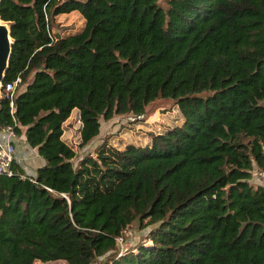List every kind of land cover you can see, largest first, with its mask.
<instances>
[{
	"label": "trees",
	"instance_id": "obj_1",
	"mask_svg": "<svg viewBox=\"0 0 264 264\" xmlns=\"http://www.w3.org/2000/svg\"><path fill=\"white\" fill-rule=\"evenodd\" d=\"M74 13L83 28L63 32ZM0 18L13 42L2 85L21 78L0 128L16 119L45 161L0 178V264H264V185L251 182L264 170V0H0ZM156 101L183 123L146 145L105 137L81 158L65 137L74 111L84 149L102 120ZM136 221L154 228L121 253Z\"/></svg>",
	"mask_w": 264,
	"mask_h": 264
},
{
	"label": "rangeland",
	"instance_id": "obj_2",
	"mask_svg": "<svg viewBox=\"0 0 264 264\" xmlns=\"http://www.w3.org/2000/svg\"><path fill=\"white\" fill-rule=\"evenodd\" d=\"M59 23L62 25V30L65 33H75L80 31L85 21L83 17L74 13L68 16H61ZM3 96L2 92L0 98ZM137 117L134 115L117 116L110 122L102 120L101 135L90 143L86 148L81 149L79 147V129L81 123H79L78 112L72 113L70 123H72V131H70V137L67 136L69 141H73L76 145L78 156L83 158L88 154H94L95 149L103 142L105 137L110 138V143L117 146L123 143H132L138 145H146L149 142L150 135L157 133L163 127H174L183 123V118L179 114L178 110L174 108L173 104L168 101H156L149 105L146 113L137 119L138 124H135ZM71 128L67 127L66 130ZM69 135V134H68ZM122 139V140H120ZM76 163V162H75ZM254 178V177H253ZM251 182L257 185L259 182L257 179H253ZM154 228L153 225L143 226L138 221L125 232L122 238V244H119L120 252L134 249L141 241L147 237L150 229ZM106 258H98L93 264H105ZM36 264H44L36 262ZM47 264H67L63 261L51 262Z\"/></svg>",
	"mask_w": 264,
	"mask_h": 264
},
{
	"label": "built area",
	"instance_id": "obj_3",
	"mask_svg": "<svg viewBox=\"0 0 264 264\" xmlns=\"http://www.w3.org/2000/svg\"><path fill=\"white\" fill-rule=\"evenodd\" d=\"M21 83L19 77L14 83L7 84L3 87L2 93L10 101V106L13 109L14 100L16 98V89ZM18 123L16 119L12 125L2 129L0 128V136L3 140L0 141V178L12 177L14 174V164L16 163L17 145L21 139V134L18 133ZM253 177L258 180L259 184L264 185V170H257L254 172ZM25 178V175L22 176ZM119 244H122L123 239H117ZM123 252V251H122Z\"/></svg>",
	"mask_w": 264,
	"mask_h": 264
},
{
	"label": "crops",
	"instance_id": "obj_4",
	"mask_svg": "<svg viewBox=\"0 0 264 264\" xmlns=\"http://www.w3.org/2000/svg\"><path fill=\"white\" fill-rule=\"evenodd\" d=\"M71 126L72 123H70L69 119L66 123V128H71ZM70 131H72V128L69 131L66 130L65 137H70ZM1 140H3L2 136H0V141ZM16 158L17 165L24 170L25 175L31 177H35L37 170L45 165L44 159L39 156L37 150L30 147L27 143L26 135L24 133L21 134V139L17 145Z\"/></svg>",
	"mask_w": 264,
	"mask_h": 264
},
{
	"label": "water",
	"instance_id": "obj_5",
	"mask_svg": "<svg viewBox=\"0 0 264 264\" xmlns=\"http://www.w3.org/2000/svg\"><path fill=\"white\" fill-rule=\"evenodd\" d=\"M57 37L60 38L59 33H57ZM12 45L11 28L0 18V94L12 57Z\"/></svg>",
	"mask_w": 264,
	"mask_h": 264
}]
</instances>
